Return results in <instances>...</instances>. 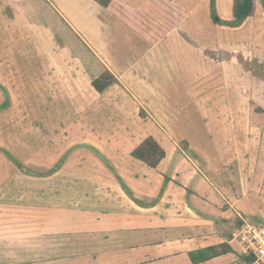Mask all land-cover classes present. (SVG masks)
Wrapping results in <instances>:
<instances>
[{"label":"crops","instance_id":"crops-1","mask_svg":"<svg viewBox=\"0 0 264 264\" xmlns=\"http://www.w3.org/2000/svg\"><path fill=\"white\" fill-rule=\"evenodd\" d=\"M165 1L184 17L146 42L94 0H0V48L27 49L41 65L0 73V104L10 98L0 105L10 130L0 146L38 155V179L50 177V161L74 155L73 168L91 170L83 181L112 189L72 202L59 194V224L99 240L73 264H258L231 237L243 218L264 224L263 0L235 27L224 24L233 0ZM111 2L145 12L150 0ZM105 71L116 82L98 92L91 82ZM199 129L204 136L188 139L185 130ZM147 137L165 153L155 168L131 155ZM4 160L0 264H17L2 262L6 247L49 234L52 210L26 201L34 180L3 172ZM56 172L73 177L66 166ZM42 190L50 200V186Z\"/></svg>","mask_w":264,"mask_h":264},{"label":"rangeland","instance_id":"rangeland-1","mask_svg":"<svg viewBox=\"0 0 264 264\" xmlns=\"http://www.w3.org/2000/svg\"><path fill=\"white\" fill-rule=\"evenodd\" d=\"M11 49V47H10ZM41 65L37 63L36 57H34L32 54L28 53L27 49H18V46H16V49H13V51L5 48H0V73H11V74H27L29 72H36L39 73L41 70ZM4 86L0 85V89H3ZM2 94L5 95V92L2 90ZM6 101H8L7 104H9L8 96H4ZM25 103L26 98H18L13 97L12 103L15 106H18L20 103V100ZM5 104V103H4ZM0 104V105H4ZM25 105V104H24ZM21 115V114H20ZM10 130L5 128L4 126H0V133L1 135L5 136L7 132ZM180 131V130H179ZM186 133L189 134L188 139H191L193 142H196L195 140L198 139L200 136H204V130H185ZM83 137H89L85 130L83 131ZM59 136V134L56 132H50L51 139L54 137ZM20 147L25 150L26 146L23 144L19 145ZM57 148V145L54 146ZM35 150V148H34ZM16 153V151L7 144V142L2 141V145L0 146V156L3 157L7 161L2 162V171L3 172H9L7 167H10L11 170L14 172L19 170L18 165L21 163L23 166V169H21V173L24 175H27L29 177H25L23 179L28 180V182H32L34 180V190L35 192L29 193L31 197L26 200L27 202L31 204H35L36 206H43L46 208H51V217H52V223L50 227V233L49 234H35L32 236V238H35V240L28 239V241H19V245L15 246V242H13L10 247H6L7 249L4 251V256L2 257V262H10L14 261L17 264H73L79 262L78 260H81L80 255H90L91 252H94L97 250V248H100L98 242V238L95 236H91L87 233H80L79 231L75 230L74 225H60L59 222V216L62 215L59 212V208L64 206V199L59 198V194L62 193L63 196H68V201L72 202L75 198H78L82 196L83 194L88 195V192H97L101 196H106L105 194L102 195V190H105L107 193H110L111 195H114L113 192H111V188L108 187H101V189L97 185H93L90 181H83L82 178L90 179L87 176H83L88 174V171H91L89 167L87 166V163L84 164H78V169L73 168L74 166V155H71L68 161L63 160H52L50 161L51 168V175L47 178H40L38 179L37 176L32 175L31 170L34 172H38L42 169V162L38 160V155H33V158H30L31 155L25 154V151H21ZM25 154V155H23ZM28 158L29 160H26L24 162L25 158ZM63 161V162H62ZM47 161H45L46 164ZM49 164V163H48ZM31 166V167H30ZM66 166L68 169V172L73 174V177H66L64 175H59L58 172H56L59 168ZM37 167L38 169H33ZM83 174L81 175L80 173ZM34 176L30 178L31 176ZM21 178V176H20ZM112 178H104V180H110ZM8 180V177L3 175V184H5ZM22 180V179H21ZM119 181V179L117 178ZM45 182V184H43ZM2 184V185H3ZM50 186V200L48 198H45L43 196L42 188L43 185ZM111 189V190H110ZM66 193V194H65ZM83 193V194H82ZM23 194L20 196V200L23 199ZM118 197V196H116ZM45 199L44 201L42 199ZM11 200V199H10ZM28 203V204H29ZM26 204V203H24ZM71 203L68 202V205ZM100 204H103L102 202ZM72 206V205H71ZM68 210L73 211L74 208H68ZM72 216V214L70 215ZM63 218V217H62ZM62 222V221H61ZM31 238V237H30ZM3 242V241H2ZM3 243H7L4 241ZM33 247L34 251H32L30 248ZM16 253V255H13ZM33 253V254H30ZM13 255V256H12Z\"/></svg>","mask_w":264,"mask_h":264},{"label":"trees","instance_id":"trees-1","mask_svg":"<svg viewBox=\"0 0 264 264\" xmlns=\"http://www.w3.org/2000/svg\"><path fill=\"white\" fill-rule=\"evenodd\" d=\"M100 6L108 9L114 18L127 26L146 42H156L163 38L174 26L179 24L184 14L170 5L165 0H150L147 11L130 10L113 4L111 0H94ZM254 0H233V18L229 22H224L230 27L239 26L248 16L253 13ZM264 6V0H263ZM114 76L105 71L91 82L92 87L102 92L110 85L114 84ZM8 103V101H4ZM3 103V104H4ZM132 157L144 162L151 168H155L158 162L164 157L165 153L160 145L152 138L147 137L139 146L131 152ZM23 169L22 164L18 165ZM49 172L45 173L48 175ZM37 176H42V172H37Z\"/></svg>","mask_w":264,"mask_h":264},{"label":"built area","instance_id":"built-area-1","mask_svg":"<svg viewBox=\"0 0 264 264\" xmlns=\"http://www.w3.org/2000/svg\"><path fill=\"white\" fill-rule=\"evenodd\" d=\"M231 238L239 245L240 255L252 256L258 264H264L263 223L251 218H243Z\"/></svg>","mask_w":264,"mask_h":264}]
</instances>
